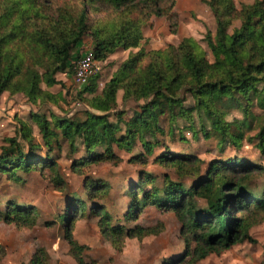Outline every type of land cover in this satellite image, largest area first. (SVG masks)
<instances>
[{
  "label": "trees",
  "instance_id": "trees-1",
  "mask_svg": "<svg viewBox=\"0 0 264 264\" xmlns=\"http://www.w3.org/2000/svg\"><path fill=\"white\" fill-rule=\"evenodd\" d=\"M204 2L216 22L215 34L209 31L205 37L213 60L193 38L160 51L142 48L144 22L153 16L173 22L175 0H0V97L7 93L22 95L33 105L58 104L61 95L43 86L64 88L58 76L74 77L77 51L87 35L94 41L97 62L107 61L119 49H139L129 55L100 93L98 74L79 86V100L92 111L85 120L52 116L49 121L45 115H32L48 149L45 158L36 153L40 146L34 143L33 128L21 122L17 137L0 153V174L14 179L19 171L26 175L37 172L57 191H64L66 182L58 159L52 155L61 150V140L68 142L73 152H78L79 142L87 153L73 164L80 175L84 166L119 165L122 158L115 147L131 153L138 141L144 154L134 157L133 162L147 165L157 145L147 137L154 140L162 132L160 119L165 115L173 125L178 119L192 123L195 113L203 115L210 127L203 128L206 140L217 138L220 145L235 149L247 141L264 155V0L241 8L234 0ZM103 11L110 14L91 23L90 14ZM113 14L115 19L110 21ZM146 58L150 62L143 69ZM120 90L125 102L144 104L131 119L117 113L116 122H111ZM188 99L193 100L192 106H185ZM235 110L242 119L228 121ZM18 139L28 144V152ZM161 162L193 179L192 187L185 189L166 176L161 188H147L152 179L140 175L125 192L128 210L120 217L107 204L109 184L84 177L87 200L77 194L67 198L66 213L59 217L77 264H97L86 260L85 247L73 235L78 217L85 214L86 202L93 203L90 214L98 219L102 236L118 252L128 240L142 241L163 232L159 225L138 223L147 207L174 213L186 251L168 264L184 260H188L185 264H198L253 241L251 229L264 222V190L257 195L253 181L264 178V167L235 158L214 162L203 174L197 157L169 152ZM39 216L37 209L14 202L5 212L0 211L1 222L21 228L35 227ZM46 260L45 250L39 249L31 264H45Z\"/></svg>",
  "mask_w": 264,
  "mask_h": 264
},
{
  "label": "rangeland",
  "instance_id": "rangeland-1",
  "mask_svg": "<svg viewBox=\"0 0 264 264\" xmlns=\"http://www.w3.org/2000/svg\"><path fill=\"white\" fill-rule=\"evenodd\" d=\"M57 1V0H56ZM82 3L84 0H74ZM205 0H175L172 12L176 18L171 22L167 17L153 16L144 22L142 31L144 40L142 48L146 52L165 50L169 46L177 47L183 39L193 38L211 60L205 37L210 31L215 34L216 22ZM237 7L252 4L254 0H234ZM67 2V0H59ZM110 14L103 11L98 14H90L91 23L105 19ZM112 14V13H111ZM115 19L113 14L110 21ZM176 24V25H175ZM237 27L239 23L235 24ZM94 41L90 35L83 40V45L77 51V60L85 54V47L90 46ZM94 49V47H93ZM139 49H119L105 62L97 63V74L99 75V93L104 85L112 79L120 69L121 65L132 53H138ZM150 62L146 58L142 63L145 69ZM64 83V88L54 86L43 88L59 96V103H44L33 105L22 95L10 96L4 94L0 97V153L3 148L10 146V140L17 137L21 128V122L33 128L34 143L40 146L36 150L39 157H46L48 149L44 146L41 135L35 126L32 115H45L49 121L52 116L61 118H73L85 120L87 112L91 111L85 102L79 100V86L76 85L74 77L65 74L58 76ZM123 91L120 90L117 96L111 122H116L117 113H121L124 119L129 120L135 111L139 110L144 101L139 103L123 100ZM193 100L188 99L185 106H192ZM256 111V110H255ZM92 112V111H91ZM170 116L165 115L160 119L162 132L157 134L154 140L147 137V140L157 143L154 154L149 158L147 165L140 162H133L134 157L143 155L144 150L141 142L131 153L119 150L115 147L116 153L122 158L119 165L100 164L84 166L80 168L83 174H79L73 167L74 162L85 158L86 152L77 142L78 152H73L69 143L61 140V150L54 151L53 157L57 158L62 177L66 182L64 191H57L40 173L33 172L28 175L19 171L17 177L10 179L6 174H0V211L5 212L10 203L19 206L33 207L40 213L38 224L33 228L18 227L15 223L7 224L0 221V264H31L36 252L39 249L45 250L47 260L45 264H77L73 258L70 246L66 240L65 226L60 222L62 215L66 213V199L74 194L86 201L87 193L84 187V177L105 180L109 188V197L106 200L110 211H116L120 217L128 210L125 192L130 189L131 184L139 181V176L146 174L153 183L148 185L161 188L166 176L171 181L182 183L185 189L194 184L193 179L180 173L174 167L162 163V157L169 152L177 156H195L202 161V170L205 174L210 165L217 161L230 159H244L250 164L264 167V155L259 150L243 142L240 149L232 146H222L217 138L206 140L203 128L210 129L206 118L203 115L194 114L192 123L178 119L176 124L170 122ZM242 119L238 111H233L227 118ZM174 128L171 130V128ZM123 131L125 127L122 125ZM252 136L255 132L251 133ZM26 152L29 146L26 142L19 140ZM253 190L260 195L264 190V178L253 181ZM100 203V202H99ZM93 203L86 202L84 216L78 217L74 226V239L85 247L84 255L89 262L97 264H168L172 257L185 254V245L180 236V225L172 212H163L149 206L142 213L138 223L143 226H161L163 232L159 236H150L142 241L128 240L121 252L116 251L101 234L99 221L90 212ZM51 223V226L47 224ZM253 241L245 242L233 247L222 255H211L198 264H264V222L253 227L250 231ZM184 260L183 263L185 264Z\"/></svg>",
  "mask_w": 264,
  "mask_h": 264
},
{
  "label": "built area",
  "instance_id": "built-area-1",
  "mask_svg": "<svg viewBox=\"0 0 264 264\" xmlns=\"http://www.w3.org/2000/svg\"><path fill=\"white\" fill-rule=\"evenodd\" d=\"M97 60L93 49H89L75 63L74 81L78 86H84L89 79L97 74Z\"/></svg>",
  "mask_w": 264,
  "mask_h": 264
},
{
  "label": "crops",
  "instance_id": "crops-1",
  "mask_svg": "<svg viewBox=\"0 0 264 264\" xmlns=\"http://www.w3.org/2000/svg\"><path fill=\"white\" fill-rule=\"evenodd\" d=\"M85 47V50H89V49H93L94 45L93 43L90 45V46H84ZM86 52V51H85Z\"/></svg>",
  "mask_w": 264,
  "mask_h": 264
}]
</instances>
